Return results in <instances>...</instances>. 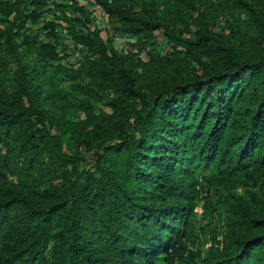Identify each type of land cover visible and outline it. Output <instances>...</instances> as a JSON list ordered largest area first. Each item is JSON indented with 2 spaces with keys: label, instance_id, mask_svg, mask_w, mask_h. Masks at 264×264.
Returning <instances> with one entry per match:
<instances>
[{
  "label": "trees",
  "instance_id": "16d2710c",
  "mask_svg": "<svg viewBox=\"0 0 264 264\" xmlns=\"http://www.w3.org/2000/svg\"><path fill=\"white\" fill-rule=\"evenodd\" d=\"M258 3L0 0V264H264ZM80 48V67L54 63ZM210 166L253 183L202 254L190 226Z\"/></svg>",
  "mask_w": 264,
  "mask_h": 264
},
{
  "label": "rangeland",
  "instance_id": "374dc122",
  "mask_svg": "<svg viewBox=\"0 0 264 264\" xmlns=\"http://www.w3.org/2000/svg\"><path fill=\"white\" fill-rule=\"evenodd\" d=\"M28 1V0H27ZM69 0H45V3L48 4V6L52 5L55 2H61L63 4H67ZM86 1V0H85ZM256 9L259 10V3L260 0H249ZM96 5H93V8L95 9L94 13L98 15V22H100L103 25H106L105 31L109 34L113 33L112 25L113 23L108 21V19H102L100 16H104L102 8L101 7H95ZM45 18H52V15L45 14ZM42 18V22L43 19ZM41 22V23H42ZM39 23V24H41ZM28 29L26 33L29 36V43L24 45V47L29 48L27 49V56L30 54L35 57L38 52V42L37 37L35 35L36 27L38 24H30L28 23ZM4 29V24L0 21V32ZM63 38L64 42L67 45H71L70 40L68 39V35H66L65 30H63ZM107 37V35H104ZM114 38V44L116 47L122 51L125 49L127 42L129 41V37L126 35H113ZM158 40H160V44L164 46L165 42L167 41L166 35L163 33V31H158ZM1 41V36H0ZM161 46L163 51L165 52L167 50V46L164 47ZM0 52H1V44H0ZM86 50L84 48H80L76 50L73 54L64 57L61 60L54 61L55 64H60L61 66L71 67V68H77L82 65L83 58L85 56ZM53 65H49V67H52ZM63 84L66 88H71V81L68 79H65L63 81ZM103 105V104H101ZM104 106V105H103ZM105 108H109L107 106H104ZM80 115H82V112H78ZM68 139H65L64 147L67 148ZM207 177H211V179H208ZM262 177L264 179V172L262 174ZM198 178L200 181V192L199 196L197 198L198 204L196 208V213H193L191 215V221L192 225L190 226V232L192 233V238H194V241L190 242V245L195 248L198 246L199 250L202 252V254L205 253L206 247L211 243L212 238L214 235H218L221 237V231L224 226V219L223 215L227 211V208L230 206L231 199L234 197V195H242L245 193V189L247 186H251L253 183L251 180L247 179L244 176L239 175H230V176H222L220 174L216 173V170L213 166L202 168V170L198 173ZM217 192V193H215ZM205 202H210L215 205V214L214 218L210 225L206 224V220L202 218V213L205 210L204 204ZM221 214V215H220ZM204 224H206L204 226ZM203 225V227H202Z\"/></svg>",
  "mask_w": 264,
  "mask_h": 264
}]
</instances>
